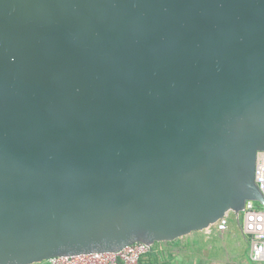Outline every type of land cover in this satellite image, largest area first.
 Instances as JSON below:
<instances>
[{"label":"water","instance_id":"95a60500","mask_svg":"<svg viewBox=\"0 0 264 264\" xmlns=\"http://www.w3.org/2000/svg\"><path fill=\"white\" fill-rule=\"evenodd\" d=\"M264 152V0H0V264L203 232Z\"/></svg>","mask_w":264,"mask_h":264},{"label":"rangeland","instance_id":"374dc122","mask_svg":"<svg viewBox=\"0 0 264 264\" xmlns=\"http://www.w3.org/2000/svg\"><path fill=\"white\" fill-rule=\"evenodd\" d=\"M242 214H228L225 233L195 232L170 243L155 244L156 254L142 264H264L250 259V240L241 229Z\"/></svg>","mask_w":264,"mask_h":264},{"label":"built area","instance_id":"2783aa9c","mask_svg":"<svg viewBox=\"0 0 264 264\" xmlns=\"http://www.w3.org/2000/svg\"><path fill=\"white\" fill-rule=\"evenodd\" d=\"M255 183L264 196V152H259L254 171ZM242 214L241 229L250 240V259L254 263L264 259V205L246 201ZM225 233L228 230V215L220 219L205 231ZM155 247L136 243L114 253H91L51 258L41 264H139Z\"/></svg>","mask_w":264,"mask_h":264},{"label":"trees","instance_id":"16d2710c","mask_svg":"<svg viewBox=\"0 0 264 264\" xmlns=\"http://www.w3.org/2000/svg\"><path fill=\"white\" fill-rule=\"evenodd\" d=\"M154 254H156V249H155V247H154L153 249H151V251H150L147 255H154ZM147 255H146V256H147ZM144 259H145V258H144ZM144 259L141 260L139 264H142V263L144 262Z\"/></svg>","mask_w":264,"mask_h":264}]
</instances>
